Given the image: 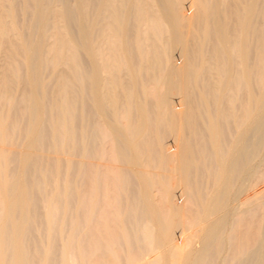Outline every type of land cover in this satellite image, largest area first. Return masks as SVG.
I'll return each mask as SVG.
<instances>
[{
	"label": "bare ground",
	"instance_id": "6f19581e",
	"mask_svg": "<svg viewBox=\"0 0 264 264\" xmlns=\"http://www.w3.org/2000/svg\"><path fill=\"white\" fill-rule=\"evenodd\" d=\"M263 149L264 0H0V264H264Z\"/></svg>",
	"mask_w": 264,
	"mask_h": 264
},
{
	"label": "rangeland",
	"instance_id": "374dc122",
	"mask_svg": "<svg viewBox=\"0 0 264 264\" xmlns=\"http://www.w3.org/2000/svg\"><path fill=\"white\" fill-rule=\"evenodd\" d=\"M177 59H180V57L179 56H177ZM170 142V145L172 146L174 143H173V140H170L169 141ZM259 158H264V149L260 152V154H259V156H258V159ZM257 159V160H258ZM259 161H262L263 162V165H262V168H264V160H259ZM264 189V182H261V183H258L257 184V186L254 188V190H249L248 192H247V194H249L250 196L251 195H253V192L254 191H256V192H260L261 190H263ZM247 194H245V193H242L240 196H239V198H238V200H244L245 199V196L247 195ZM236 212H239V210H234V213H236ZM238 230H243V227H239V229ZM200 237L201 236H199L197 239H196V241L195 242H193V246H197V243H199L200 242Z\"/></svg>",
	"mask_w": 264,
	"mask_h": 264
}]
</instances>
